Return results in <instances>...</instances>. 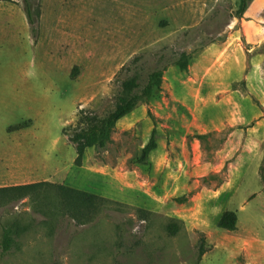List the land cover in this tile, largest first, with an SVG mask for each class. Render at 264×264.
<instances>
[{"label": "rangeland", "instance_id": "obj_1", "mask_svg": "<svg viewBox=\"0 0 264 264\" xmlns=\"http://www.w3.org/2000/svg\"><path fill=\"white\" fill-rule=\"evenodd\" d=\"M31 1L36 38L0 23V187L64 184L110 203L85 224L48 186L0 206V264H264V0L242 18L240 0ZM158 69L162 89L77 166L79 113L107 116L123 79Z\"/></svg>", "mask_w": 264, "mask_h": 264}, {"label": "trees", "instance_id": "obj_2", "mask_svg": "<svg viewBox=\"0 0 264 264\" xmlns=\"http://www.w3.org/2000/svg\"><path fill=\"white\" fill-rule=\"evenodd\" d=\"M252 0H240L237 16L242 18L246 13ZM23 10L27 16L29 26L34 34L38 35L39 21L41 17L40 4L35 7L31 0H24ZM189 64V56L183 54L178 61V65L186 70ZM77 69V68H76ZM75 71V70H74ZM164 71L161 69L151 72L143 82L137 73L121 81L122 90L118 96L115 109L107 116L101 117L93 112L81 111L70 142L75 146L77 157L75 163L81 166L84 155L89 148L97 147L106 149L108 143L112 141V130L116 123L130 114L140 102H148L153 95L162 89ZM156 130L153 131L150 142L143 148L140 161L145 163L151 152L157 147ZM48 186L59 195L60 203L67 216L77 220L80 224H85L91 218L98 216L103 209L108 207L110 201L95 193L75 189L64 184L50 182H35L22 185H12L0 187V206L22 200L26 197H41L43 188ZM146 213L145 210H140ZM238 216L234 211H226L222 215L219 226L231 231L236 230ZM169 229H178L173 223ZM15 230L8 226L4 229L1 243L4 253L12 250L16 243ZM205 254L202 248L201 255Z\"/></svg>", "mask_w": 264, "mask_h": 264}, {"label": "crops", "instance_id": "obj_3", "mask_svg": "<svg viewBox=\"0 0 264 264\" xmlns=\"http://www.w3.org/2000/svg\"><path fill=\"white\" fill-rule=\"evenodd\" d=\"M16 12L15 14H12L10 12V8L5 4L4 1H0V24L3 29H11V32H14V30L17 28H20L23 32H26L29 28L28 21L26 19L25 14L18 10V8H15ZM3 20L5 21L3 24Z\"/></svg>", "mask_w": 264, "mask_h": 264}]
</instances>
